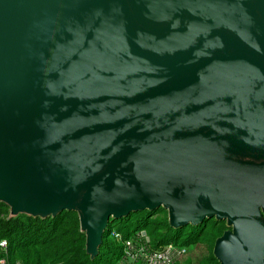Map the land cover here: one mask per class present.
<instances>
[{
	"label": "water",
	"instance_id": "1",
	"mask_svg": "<svg viewBox=\"0 0 264 264\" xmlns=\"http://www.w3.org/2000/svg\"><path fill=\"white\" fill-rule=\"evenodd\" d=\"M97 7L0 0V191L77 212L90 259L110 217L162 206L226 219L220 264H264V0H133L85 35Z\"/></svg>",
	"mask_w": 264,
	"mask_h": 264
},
{
	"label": "trees",
	"instance_id": "2",
	"mask_svg": "<svg viewBox=\"0 0 264 264\" xmlns=\"http://www.w3.org/2000/svg\"><path fill=\"white\" fill-rule=\"evenodd\" d=\"M149 216L140 215L134 221H128L129 217H125L120 221L121 228L116 231L122 232L124 225L133 223L135 229L132 232L145 231L153 247L170 242L180 243L182 238L181 245H196L203 235L202 225L174 229L165 218L149 221ZM151 224L154 227L149 234L146 226ZM112 228L108 226L105 232L109 240L103 245L104 253L90 259L77 212L62 211L45 218L25 214L8 217V206L0 202V241L5 240L7 243L6 249L0 251V260L6 264H110L109 261L115 258L120 249L119 244L108 237ZM207 229L208 236L215 240L222 236L224 224L212 222ZM132 232L122 233L126 237Z\"/></svg>",
	"mask_w": 264,
	"mask_h": 264
},
{
	"label": "rangeland",
	"instance_id": "3",
	"mask_svg": "<svg viewBox=\"0 0 264 264\" xmlns=\"http://www.w3.org/2000/svg\"><path fill=\"white\" fill-rule=\"evenodd\" d=\"M133 0H97L98 7L96 11L89 13L86 15V20L89 23L87 31L85 35H99L102 34L113 27H115L118 23H120L127 15V13L131 9V4ZM207 0H193L195 4H203ZM251 175L257 176L264 180V157L261 156L257 159L254 167L251 170ZM0 200L6 201L8 203V217H10V211L13 210L15 213H23L31 217H43L48 214V205L43 202H37L34 200H12L7 194L3 191H0ZM140 215H151L148 217L149 221H156L166 219L168 221L169 211L160 206L154 210H143L136 211L128 214L126 217H129L128 221H134L136 217ZM125 218V217H123ZM121 218V219H123ZM121 219H112L109 218L108 226H113L112 229L119 230L121 228L120 221ZM223 223L224 224V233L232 232L233 228L228 225L226 219L218 220L216 217H212L209 219L203 220V222L197 225H186L184 227H193V226H203V232L201 239L196 245L186 246V253L182 256L177 264H220V261L216 257L215 253V243L218 238L215 240L212 237L208 236L207 227L212 223ZM107 226V229H108ZM153 224L146 226V230L151 232L153 229ZM180 228V227H178ZM135 229V225L133 223L124 225V229L122 232H132ZM177 229V228H174ZM121 232V233H122ZM123 234V233H122ZM150 234V233H149ZM109 237V236H108ZM111 239V238H110ZM183 239L180 241V244H183ZM108 238L104 234L102 235V244L98 248V254H103V245L108 242ZM95 258V257H94ZM93 258V259H94ZM108 258V255H107ZM114 259V258H113ZM113 259L110 260V264L113 263ZM105 260V259H104Z\"/></svg>",
	"mask_w": 264,
	"mask_h": 264
},
{
	"label": "built area",
	"instance_id": "4",
	"mask_svg": "<svg viewBox=\"0 0 264 264\" xmlns=\"http://www.w3.org/2000/svg\"><path fill=\"white\" fill-rule=\"evenodd\" d=\"M143 231H134L124 237L121 232L111 229L109 237L119 244L120 249L112 264H177L185 255L186 247L180 243H168L153 247ZM7 247L5 240L0 241V251ZM0 264H6L0 260Z\"/></svg>",
	"mask_w": 264,
	"mask_h": 264
}]
</instances>
